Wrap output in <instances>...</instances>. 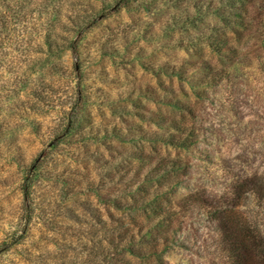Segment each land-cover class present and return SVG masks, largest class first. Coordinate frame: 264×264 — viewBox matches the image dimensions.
<instances>
[{
  "label": "rangeland",
  "instance_id": "obj_1",
  "mask_svg": "<svg viewBox=\"0 0 264 264\" xmlns=\"http://www.w3.org/2000/svg\"><path fill=\"white\" fill-rule=\"evenodd\" d=\"M21 2L18 18L14 1L0 0V17L11 18L0 23V248L23 230L28 174L33 220L0 264H114L113 218L131 214L135 199L143 208L144 194L134 192L147 155L181 160L187 173L175 203L139 221L148 226L142 264H158L150 255L158 230L175 242L163 264H227L203 201L245 172H264V52L254 54L248 38L229 61L222 56L228 0H131L118 11L120 0ZM178 64L187 80L158 74ZM221 64L227 75L210 86L205 77ZM70 117L75 129L58 141ZM163 118L183 131L167 132L196 143L163 146ZM256 211L241 209L246 218Z\"/></svg>",
  "mask_w": 264,
  "mask_h": 264
},
{
  "label": "trees",
  "instance_id": "obj_2",
  "mask_svg": "<svg viewBox=\"0 0 264 264\" xmlns=\"http://www.w3.org/2000/svg\"><path fill=\"white\" fill-rule=\"evenodd\" d=\"M12 1L15 3V11L17 12L18 10V18H20L22 14H25V6L27 3L21 2L22 0ZM130 1L120 0L118 3L120 6L117 7V11ZM228 2L227 10H225V13L223 10L221 14L231 13L228 15L229 18H226V28L230 33V38L224 43L225 45L222 47V50H220L221 54L228 55L227 60L229 61L231 54L237 53L238 44L236 42L241 43V41L243 42V40L248 38L254 42L252 44L254 54L264 52V0H260V3H257V0H228ZM212 11L218 14V9H212ZM10 19L7 15L1 16L0 23L6 26ZM94 25L95 21H92L86 28L79 31V34L88 31ZM255 26L257 30L253 31L252 29ZM233 35L234 38H231ZM69 49L75 54L78 53L75 42L71 43ZM217 49L218 47L214 48L215 51ZM185 68V65L182 64H178L176 67L162 66L158 70V74H163L165 77L171 79L181 78L187 80L189 76H186L187 72ZM226 69L221 64L220 71L210 72L205 77V81H208L210 86H220L224 81V74L226 73L227 75ZM192 82L194 81L192 80ZM166 90L168 89L166 88L164 92ZM81 99L82 94L80 92L77 105L82 102ZM168 101L164 100V104L170 106L171 104ZM172 106L174 109L179 108L178 105L172 104ZM75 126L76 118L70 117L65 133L62 134L58 141L61 138L71 135ZM161 127L165 133L161 135L158 141L163 146L175 150H187L190 143H192L180 134L174 135L167 132L169 130H175L178 133H183V131L180 132L175 120L163 118ZM153 139L151 138V142L155 141ZM195 143L193 142L192 144ZM145 158L146 161H149L147 176H145L144 180L145 184L141 188L137 187L134 192L137 194L134 197L141 196V193L144 194L143 208L138 206V202L134 198L135 203L129 207L131 214L123 215L122 217L117 215L113 218L115 228L113 229L112 237L113 256H111L110 260L112 259L114 264H142L145 261L147 256L143 248L146 243L145 233L148 226H143L144 223L139 221H148L149 216L158 217L164 210L165 201L175 203L178 190L186 189L183 177H180L181 173L183 175L187 173V164L185 162L178 159H170L166 156H160L156 160H153V157L150 155H147ZM152 164L153 168H150ZM33 180V174H28L22 187L24 195V227L21 235L10 244L2 246L0 248V256L21 244L28 234L33 220ZM149 190L153 194L147 200ZM192 198H197V200L201 199V197L193 195ZM203 203L207 205L208 210L212 209L213 211L214 223L217 226L221 239V242L219 241V248L221 247L222 255L227 260V264H264V172L243 173V175L230 182L224 194L215 196L211 202L203 201ZM253 206L257 208L256 216H248L246 218L244 213L241 212V209H250ZM116 207L118 212L122 213V205L116 204ZM152 229L157 230L158 228L155 227ZM167 235L168 237L163 236L162 230H158L152 238L154 248L150 255L158 264H163V261L158 260V258L169 253L172 245H175V242L169 238L170 235Z\"/></svg>",
  "mask_w": 264,
  "mask_h": 264
}]
</instances>
